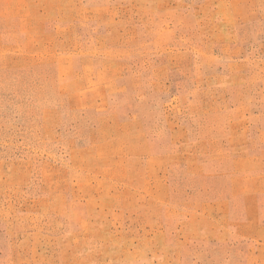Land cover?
<instances>
[{"label": "rangeland", "instance_id": "rangeland-1", "mask_svg": "<svg viewBox=\"0 0 264 264\" xmlns=\"http://www.w3.org/2000/svg\"><path fill=\"white\" fill-rule=\"evenodd\" d=\"M0 264H264V0H0Z\"/></svg>", "mask_w": 264, "mask_h": 264}]
</instances>
